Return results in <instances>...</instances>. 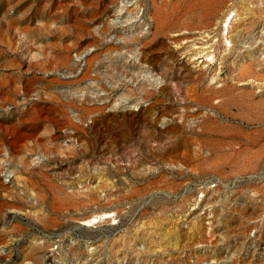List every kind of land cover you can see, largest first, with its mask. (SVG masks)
Segmentation results:
<instances>
[{"label":"rangeland","instance_id":"1","mask_svg":"<svg viewBox=\"0 0 264 264\" xmlns=\"http://www.w3.org/2000/svg\"><path fill=\"white\" fill-rule=\"evenodd\" d=\"M0 264H264V0H0Z\"/></svg>","mask_w":264,"mask_h":264},{"label":"bare ground","instance_id":"2","mask_svg":"<svg viewBox=\"0 0 264 264\" xmlns=\"http://www.w3.org/2000/svg\"><path fill=\"white\" fill-rule=\"evenodd\" d=\"M208 6V5H207ZM213 13L211 11V9L208 7L206 8L205 10H203V12L200 14V16H204V17H207V16H212ZM209 42V41H208ZM204 43V42H203ZM24 132V131H23ZM103 215V214H101ZM100 215V216H101ZM104 216V215H103ZM99 217V215H94L93 217H91V219L88 220V223H90L92 220H96L97 218ZM102 217V216H101ZM100 218V217H99ZM98 220V219H97ZM97 222V221H96Z\"/></svg>","mask_w":264,"mask_h":264}]
</instances>
